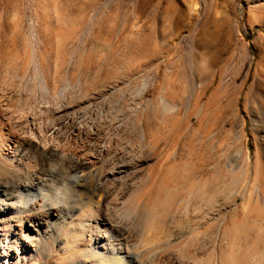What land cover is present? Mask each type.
Returning <instances> with one entry per match:
<instances>
[{
    "label": "rangeland",
    "instance_id": "obj_1",
    "mask_svg": "<svg viewBox=\"0 0 264 264\" xmlns=\"http://www.w3.org/2000/svg\"><path fill=\"white\" fill-rule=\"evenodd\" d=\"M73 119L98 137L66 140ZM25 121L60 128L56 141L69 152L97 157L90 183L128 165L123 180L107 182L105 209L130 224L125 238L134 248L141 247V212L166 199L159 211L178 247L140 248L142 264L168 254L174 264H218L230 250L225 232L264 237V0H0V141L26 131ZM6 154L0 142V178L9 179ZM29 161L42 171L44 210L60 216L42 224L40 236L29 233L39 256L26 264H68L60 251L66 237L69 246L89 237L70 227L87 221L102 199L69 191L80 171L66 163ZM150 182L139 212L124 218L125 203ZM55 189L67 199L58 209Z\"/></svg>",
    "mask_w": 264,
    "mask_h": 264
},
{
    "label": "bare ground",
    "instance_id": "obj_2",
    "mask_svg": "<svg viewBox=\"0 0 264 264\" xmlns=\"http://www.w3.org/2000/svg\"><path fill=\"white\" fill-rule=\"evenodd\" d=\"M32 58L33 63L38 70V61L34 56V53ZM38 74L40 87H42L44 91L46 90L48 92L46 79L42 76V74H40L39 70ZM166 109L172 110L173 107L171 104H166ZM24 123L28 125L26 131L21 129L20 131L22 132H15L16 134L10 135L7 140L0 141L5 144V148L7 149L5 159L8 160V171L9 173L15 174L13 178H0V186L5 185L6 187L9 186L13 188L11 192L5 190L0 193V264H26L31 259L37 260L39 255L35 247L37 248L38 241L35 240L34 236H29V233L34 231L36 234L35 236H40V229L42 228L41 225L44 223L48 224V220H50L54 215L57 217L60 216L58 210H44L46 205H44L45 202L42 200H48L49 197L45 195L43 185L41 184L40 186V182L42 181V171H39V174H37L38 170L36 167L31 166V161L27 163L30 156H36L41 159H57L66 163L69 168L79 170L80 172L73 177L75 178V182L72 183L73 185L67 183V189L76 194V197L77 193L80 191H86L87 194L100 196L102 199L100 202L96 203V211L94 213H89L90 215H86L88 222L82 221L78 218L76 223H79V225H76L77 227H70V231H80L84 235L88 233L89 237L87 236L88 239L85 241H79L83 243L82 246L78 243L69 246L70 244L68 245L69 241L66 237L64 242L65 244L60 251L69 256L67 260L68 264H88L90 262L89 260H94L92 264H142L140 262V259L142 260V258L139 257L142 251H140V248L151 247L152 251H169L170 249H176L178 247V245H173L169 242L168 234H166V225H164V221L162 219L163 212L159 211L162 210V207H165V198L164 201L157 200V202L149 207L150 209L148 211L141 212L143 213V215H141L143 217V222L139 230L141 236V247L139 248H134V246H131L127 242L128 240L126 241V236H132V229L129 227L130 224L128 225L124 222H118L112 219L114 216H111L110 211H108L109 209H105L109 198L107 193H105L106 184L110 179H115L117 177H121L123 180L124 175L129 168L125 162L122 161L118 163L112 168V170L110 169L108 173H103L100 178L93 183L91 182V184L90 181H92V176L90 175H93V170L97 165V157L94 155L93 157H86V154L84 153L75 154L73 152H69L65 147L66 142H58V138L62 132L60 128L56 131L45 130L32 126L30 128L28 121H25ZM67 127H69L66 134V140L68 141L80 137H92L93 139L98 137V134L89 129L90 127L88 128L85 122L78 123L73 119ZM21 171L28 175L27 178H24V175L20 176L17 174V172L19 173ZM35 182H37V185L39 186L38 188L33 189L34 187L32 186ZM152 184L153 183L150 182L145 188L137 190L136 193L132 195V199H129L131 202L129 201L128 203H125V206L121 211V215L124 218L130 219L134 214H136V212H139L137 211L138 203L140 204V202L146 198L148 193H150ZM207 185L209 187L208 183L201 186V194L204 195V190L207 189ZM239 195L233 197L234 204L237 202V197ZM53 198V201L55 200L54 205H57V209L63 202L67 201L64 197L62 189H55ZM14 199L16 202L14 205L15 207L13 208V204L10 205L9 201ZM243 206L245 208L248 206L247 200L244 201ZM106 207L109 206L107 205ZM198 210H200V208ZM92 218L93 220H91ZM66 222L67 220L63 221V223ZM261 235L257 231L245 229L242 231L240 228L232 230L231 232H225L223 238L224 241L227 240V246H229L230 250L226 256H223L224 258L221 257V260L219 259L218 264H249L250 261H253V263L256 262L257 264L259 260L264 258V242H262V238L264 239V237ZM74 248H78L80 252L77 253L72 251ZM20 250H23L24 252L22 253ZM86 252L89 254H86ZM142 257L145 258L146 256L143 255ZM173 261V257L169 254L160 255L158 258L151 260L150 264H174ZM146 263L148 264V262Z\"/></svg>",
    "mask_w": 264,
    "mask_h": 264
}]
</instances>
